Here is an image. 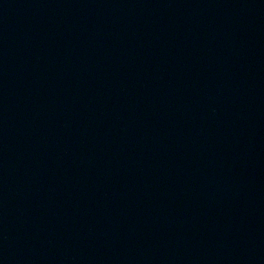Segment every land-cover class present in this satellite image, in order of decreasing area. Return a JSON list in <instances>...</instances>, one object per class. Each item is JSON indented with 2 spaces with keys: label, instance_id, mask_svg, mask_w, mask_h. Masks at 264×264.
<instances>
[{
  "label": "water",
  "instance_id": "1",
  "mask_svg": "<svg viewBox=\"0 0 264 264\" xmlns=\"http://www.w3.org/2000/svg\"><path fill=\"white\" fill-rule=\"evenodd\" d=\"M0 264H264V0H0Z\"/></svg>",
  "mask_w": 264,
  "mask_h": 264
}]
</instances>
